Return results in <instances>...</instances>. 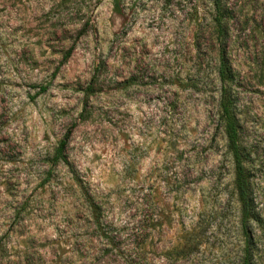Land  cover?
Masks as SVG:
<instances>
[{"label": "rangeland", "instance_id": "obj_1", "mask_svg": "<svg viewBox=\"0 0 264 264\" xmlns=\"http://www.w3.org/2000/svg\"><path fill=\"white\" fill-rule=\"evenodd\" d=\"M229 6L264 264V0ZM212 15L210 0H0V264H241ZM70 128V163L51 166Z\"/></svg>", "mask_w": 264, "mask_h": 264}, {"label": "trees", "instance_id": "obj_2", "mask_svg": "<svg viewBox=\"0 0 264 264\" xmlns=\"http://www.w3.org/2000/svg\"><path fill=\"white\" fill-rule=\"evenodd\" d=\"M213 8V15L210 21L209 32L213 36V43L216 44L219 64L217 68L220 81V97L218 102L219 124L224 125L227 139L228 152L233 157L234 163V188L240 203L241 229L244 236V247L242 249L241 264H261L263 257L260 252V238L257 236L256 227L260 226L261 216L256 210L255 198L252 184V174L246 167V155L241 144V124L237 115L236 82L237 73L231 61L230 50V26L229 20L232 17V8L229 0H210ZM118 5V3H117ZM68 57V56H67ZM46 86H41L45 91ZM94 93V83L85 89V102ZM72 128L68 130L64 138L60 140L50 160L51 166L63 162L69 164L66 151ZM94 207V201H90ZM96 212V210H93ZM97 223H98V218Z\"/></svg>", "mask_w": 264, "mask_h": 264}]
</instances>
